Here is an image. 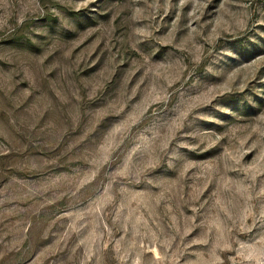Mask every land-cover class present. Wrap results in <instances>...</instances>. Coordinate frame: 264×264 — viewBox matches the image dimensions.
Listing matches in <instances>:
<instances>
[{"label": "rangeland", "instance_id": "rangeland-1", "mask_svg": "<svg viewBox=\"0 0 264 264\" xmlns=\"http://www.w3.org/2000/svg\"><path fill=\"white\" fill-rule=\"evenodd\" d=\"M0 264H264V0H0Z\"/></svg>", "mask_w": 264, "mask_h": 264}]
</instances>
